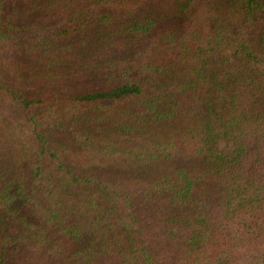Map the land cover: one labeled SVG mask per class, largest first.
<instances>
[{
	"label": "trees",
	"instance_id": "1",
	"mask_svg": "<svg viewBox=\"0 0 264 264\" xmlns=\"http://www.w3.org/2000/svg\"><path fill=\"white\" fill-rule=\"evenodd\" d=\"M34 9L0 31V264H264V0Z\"/></svg>",
	"mask_w": 264,
	"mask_h": 264
},
{
	"label": "rangeland",
	"instance_id": "2",
	"mask_svg": "<svg viewBox=\"0 0 264 264\" xmlns=\"http://www.w3.org/2000/svg\"><path fill=\"white\" fill-rule=\"evenodd\" d=\"M38 1H40V0H1V4H0V31H1L2 27L4 26L5 21H10L16 25H24L25 23L30 21L32 18H35L36 10L34 9V11H33V7ZM33 14H35V15L30 19V17ZM0 51H1V49H0ZM0 73H2V72L0 71ZM0 76H2V74H0ZM43 76H44V74H43ZM39 78L41 79V77H39ZM45 80H47V81L52 80L53 81L52 77H51V79L45 78ZM11 85L16 86L14 82L11 83ZM28 88H30V87H28ZM4 115L6 116V114H4ZM4 123L7 124L8 122L5 120ZM1 130L2 129H0V143H3V140L6 137L5 136L6 133L3 132V130L2 131ZM6 139L8 141V140L12 139V137H7ZM9 229L14 232L17 229V227L12 225V226H10ZM18 254H20V255L15 257L14 264L18 263L19 259H21L22 261H24L26 259V252L24 250L20 251Z\"/></svg>",
	"mask_w": 264,
	"mask_h": 264
}]
</instances>
